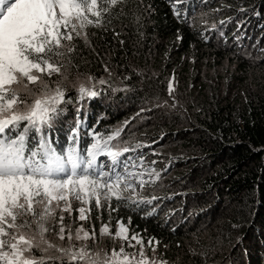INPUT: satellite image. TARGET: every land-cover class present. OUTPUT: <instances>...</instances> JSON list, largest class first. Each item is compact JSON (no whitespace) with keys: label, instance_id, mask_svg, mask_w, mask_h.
<instances>
[{"label":"trees","instance_id":"1","mask_svg":"<svg viewBox=\"0 0 264 264\" xmlns=\"http://www.w3.org/2000/svg\"><path fill=\"white\" fill-rule=\"evenodd\" d=\"M222 1H227L229 8L218 5L217 0H182L176 5L181 9V16L177 18L171 0H126L112 9L102 27L89 26L86 29L87 41L82 36L75 38L72 53L62 49L65 52L62 61L66 64L67 95L69 91L77 93L79 85L73 84L89 75L96 79L104 78L108 84L97 85L100 95L94 98L76 99L67 104L66 111L58 117L50 132L55 146H66V130L74 123L77 108L82 105L81 111L87 114L88 125L103 133L120 128L124 141L133 146L138 142L142 145L139 151L145 157L144 167L154 168L159 173V179L149 180L139 190L144 197L157 198L151 205L133 208L113 198L111 207L115 210H110L107 204L103 208L93 207L91 211L94 215H90L88 225L97 224L100 227L107 224L116 229L117 222L122 220L130 232L144 237L145 252L153 253L152 247L147 246V240L154 238L155 253L169 264H207V258L211 257L210 264H264V82L259 75H254L256 89L249 93L246 84L250 75H247L233 84L218 83L219 88L209 95L206 93L209 87L201 90L204 82L195 70L191 71V62L198 61L200 64L207 57L235 62L238 65L237 74L250 66L264 71V0ZM229 9L238 11L226 16L225 12L231 13ZM201 12L205 18L202 17V22H199L197 18H200ZM221 12L222 16H219ZM238 12L245 13L242 18L252 21L251 27L231 25L225 20ZM256 30L257 37H250L251 32ZM248 44L252 45L253 51ZM153 62L159 64L156 71L152 67ZM106 67L109 71H105ZM172 71H176L174 82L187 83L189 77L197 78L193 83L198 89L194 85L191 87L192 92L197 94L193 102H189L187 111L196 118L191 132H198L193 139L202 144L203 130L205 140L216 152L208 154L211 155L209 158L214 160L223 154L227 158L226 163L200 181L197 188L201 202L207 203L205 198L213 197L223 205L219 217L224 220L221 228L228 222L221 230L216 229V232L227 230L220 246L217 248L216 242L211 239L210 251L203 255H195L191 248L194 246L191 238H196L198 246L201 243L204 246V240L211 237H204L206 226L198 222L202 219V207H199L200 203L196 205L199 209L198 221L192 226L190 222L186 224L181 217L189 202L186 196L192 194L186 192L183 197L176 198L175 190L169 191L174 182L164 184L165 178L161 185L162 177L170 172L169 168H173L174 164L169 161L170 157L161 167L158 159L162 155L166 158L165 150H155L162 134H166L171 142L178 136V116L169 119L168 116L172 115L165 107L171 96L166 78ZM221 86L224 89L221 90ZM233 90L240 92L231 96ZM219 91H224L221 98L217 94ZM117 105L119 107L113 110ZM137 108L154 115L152 126L146 129L147 126L142 125L140 130L134 127L125 131V121L128 123L136 118L134 110ZM128 110L130 112L126 113ZM135 122L139 124L137 120ZM197 124L199 126H195ZM87 139L81 136V146ZM187 142L195 143L191 138H187ZM145 179L148 180V177L145 176ZM202 192H209L203 197L205 201H202ZM239 194L250 195L253 199L246 206L236 198ZM227 198L234 202H228L231 209L224 205ZM169 201L179 208L177 213H172L170 204L165 205ZM138 248L139 245L136 250ZM61 257L62 254L51 257L49 264H69L67 257Z\"/></svg>","mask_w":264,"mask_h":264},{"label":"snow or ice","instance_id":"2","mask_svg":"<svg viewBox=\"0 0 264 264\" xmlns=\"http://www.w3.org/2000/svg\"><path fill=\"white\" fill-rule=\"evenodd\" d=\"M125 2L0 0V264H44L46 257L36 253L51 248L67 257L69 264H167L149 258L144 237L130 232L122 220L114 232L102 225L101 236L122 242L118 249L102 250L103 256L87 243L97 242L94 229L81 226L73 236L64 223L63 212L71 209L72 200L81 205L94 201L98 208L104 206L103 200L110 210H115L113 198L133 208L151 205L157 198L144 197L139 190L149 180L159 179V173L144 167L145 157L139 151L142 145L124 141L120 128L103 133L88 125L82 105L66 130L65 147L55 146L50 136L58 117L73 100L66 96L61 80L51 79L54 75L66 79L62 49L72 53L75 38L82 36L87 41L86 29L102 27L112 9ZM171 2L174 15L180 18L181 9L176 5L182 0ZM105 71H109L107 67ZM87 81L77 87V100L100 95L97 85L108 84V80L90 75ZM172 91L170 82L169 94ZM82 135L89 138L83 146ZM56 209H61L56 234L61 241L67 237L68 247L55 245L46 236L47 222L55 217ZM79 212L80 219L86 220L85 207ZM73 239L84 243L73 244ZM153 241L149 237L147 246L155 253ZM137 245L134 252L125 250Z\"/></svg>","mask_w":264,"mask_h":264},{"label":"rangeland","instance_id":"3","mask_svg":"<svg viewBox=\"0 0 264 264\" xmlns=\"http://www.w3.org/2000/svg\"><path fill=\"white\" fill-rule=\"evenodd\" d=\"M217 1H218L217 2L218 5H226V3H227V1H222V0H217ZM226 6H228V8H229V5H226ZM232 6H233V4H232ZM237 8L239 9V7H237ZM229 10L231 13L225 12L226 16H228L229 14H232V13L235 14L238 11L237 9H229ZM208 12H210V10ZM234 14L231 15L230 19L228 18L225 20H227L231 25H234V23H235L239 26L243 25V27H251L252 21H249L248 19L245 20L244 18H242L245 16V13L238 12L236 15H234ZM219 16H222V12L219 14ZM198 17H200V18H197V21H199V22L200 21L202 22V17L205 18V16H202V12L199 14ZM211 26H214V24H211ZM253 27H254V25H253ZM201 28H202V26H201ZM257 32H258L257 30H256V32H251L250 37H257ZM65 43H67V42H65ZM248 47L250 50L253 51V49H251L252 48L251 44H248ZM191 65H193V67H191V71L194 72V70H195L196 71L195 74L198 76V78H201L202 82H204V84H205V85L204 84L202 85L201 90L205 89L206 87H209L207 89V92H206L209 95L212 93V91H215V89L219 88L218 86H220V84H218V83L225 82L228 84H233L236 80H240V79L243 80L247 75H250L248 77L249 80L247 81V84H246V85H248L247 86L248 90H250V91H248L249 93L252 92L251 90L256 89V87L254 85H257V83H256L257 79H255L253 77L254 75L255 76L259 75L260 78L262 79V82H264V71H262V68L253 69L254 67L250 66V68L249 67L243 68V70H242L243 72H241L240 74H237L238 65L235 62L233 63V61L228 60V59L220 61L217 59H212V58L207 57L206 59L202 60V63L199 64L198 61L197 62L195 61V62H191ZM152 67L156 71L155 68L159 67V64L153 62ZM174 72L176 73V71H172L171 73H168V76L166 78L168 83H170V82L172 83L174 93L170 94L171 96L168 99L165 107H166V109H168L167 113L172 115V117L168 116L169 119H172L173 117L178 116V121H179L178 126H177L178 136L176 139H174L171 142V141H168L169 139L167 138L166 134H162V136H161L162 138L158 139L159 141L155 145V150L157 149L158 152L159 151L164 152V150H165L166 158H164L162 155V157L160 156L158 159V160H160V166L161 167L163 165H166V163H167L166 161L170 157L171 158L169 161H172V164H174L173 168H171V167L169 168L170 172L167 174H164V176L162 177L161 185H162L163 180L166 178V182L164 184H167L168 181L174 182L173 186L169 189V191L172 192V190H175L176 193H174V194H176V198L183 197V195H186L185 194L186 192H189L190 194H192L189 196H195V197L186 196L189 199V202H188L189 206L190 205L192 206L191 208H189V206L187 204L186 207L184 208V212H183V215L181 218L185 219L184 221L186 222V224L188 222H190V224L192 226L195 221H198L199 216L197 217V215L199 214V209L197 208L196 205L199 203L202 204V205L199 204V207H202V219H200L198 222H199V225L206 226L207 233L204 235V237L205 238L208 236H211V237H208L209 239L204 240L206 242V244L204 246L202 245V243L198 246V243H196L197 242L196 238H194L192 236L193 238H191L192 239L191 243H193L194 246H191V248L194 250L195 255H203V254L208 253L210 251V248H211L210 240L211 239H214V241L216 242L217 248L220 246L221 242L224 239L223 234L227 230H224L223 232H219V231L216 232V229L221 230L225 226L226 223L228 224V222H226L223 225V227L221 228L222 224L224 223V220H220L219 217L221 215L220 210L223 207V205H221V202H219L216 198H213V197L205 198V199H207L206 200L207 203L201 202V200H199V195H198L199 192L197 191V188H199V182L206 179V177L211 172H215L216 169H218L224 163H226L227 158L224 157V154L220 155L219 157L214 158V160L209 158L211 155L208 156V154H210V153L216 154V152L213 151V147L209 146L208 141L205 140L206 134H205V132H203V130H202V139H204V140H202V144H200L199 140L193 139V137L197 136L196 132H198L197 130H196V132H191L192 131L191 126L196 123V118L194 117L195 115L192 116L190 114V112H187V111L189 110V102H193V100L197 94V93H193L192 92L193 90L191 88L192 85H194L193 82L197 81V78H196V76H191L188 78L187 83H181V81L174 82ZM242 73L244 75H242ZM51 79L53 81H56V79L61 80V82L63 83L64 86H65V84L68 83L67 81H65L64 78H62L60 76L54 75ZM81 82L88 83L87 77L78 80L73 85H76V84L79 85ZM175 83H176V85H175ZM52 86L54 87L55 85L53 84ZM168 87H169V84H168ZM194 87L196 89H198L197 85H194ZM247 87H246V89H247ZM220 89L222 90V89H224V87L221 86ZM224 91L217 92L218 96H220L219 98H221V95ZM238 92H240V91H234L233 90L231 92V96L236 95ZM255 92H257V91H255ZM76 94H77L76 91L75 92L69 91V95H67V93H66V96L73 97V100L70 103H73L74 101H76ZM118 107H119V105L115 106L113 110H116ZM74 108L75 107H73V109ZM129 112L130 111L128 110L126 113H129ZM134 112L136 113V118L134 117L135 119H132L130 122L126 123L125 131L132 130V129H134V127L135 128L137 127L138 130H140V127L142 125L147 126L146 129H148L150 127V125L152 126L153 122L151 120H153L154 115H150V112H144V110H141L140 108L135 109ZM131 116H132V114H131ZM66 117H67V115H66ZM61 120H62V118H61ZM125 120L126 119H124L123 121H125ZM135 120H137L139 122V124H136ZM195 126H199V124H197ZM133 134H135V132ZM187 138H191L195 143L189 144L187 142ZM162 158H164L165 160L164 159L161 160ZM99 159L102 162L107 161V158L104 159V157H100ZM184 160H186V161H184ZM168 167H169V165L166 168H168ZM187 174H188V176H186ZM192 184H195V186L191 187V186H193ZM175 186H179V187H175ZM174 194H173V196H174ZM208 194H209V192H207V193L202 192V201L204 200L203 197L208 195ZM174 198H175V196H174ZM236 198H238V200H240L246 206H247L248 202H250L253 199L252 197H250V195L246 196L243 194H239L238 196H236ZM172 201H169V203H165V205L170 204L173 207V209H175V210L172 209V213H177L179 211L178 210L179 208L174 207L171 204ZM228 202L229 203H234V202L230 201L228 198L225 200V204H224L225 207L231 209L232 206H230L228 204ZM71 204H72L71 209L69 211L63 212V216H64V223L69 226L70 230L73 233V236L75 235L76 229L81 227V226H83L84 229L89 230V231L94 229L96 234H97V242H93L92 240H89V241H87V243L93 251H101V256H103L102 250H108L110 252L113 247H115L117 249L120 247V245L122 243L120 240L114 239L112 236H109V235H104V236L100 235V230H101L102 225H100V227L97 224L88 225L90 223V221H89V223L87 221H88L90 215H94L93 212L91 211V209H93V207H96L94 201L90 205H81V203L79 201L72 200ZM102 204L106 205V204H104L103 200H102ZM81 206L85 207V209H86V215H87L86 220L80 219L79 208ZM89 208H90V211H88ZM100 208H103V206ZM173 211H175V212H173ZM60 213H61V209H56L55 217L50 218L48 220L47 226L49 228V231L47 232L46 236H47V239L52 241V243H54L55 245H58L60 247H68L69 242L67 240V237H65V240L61 241L56 234L59 230V227H60V224L58 222ZM177 221H179V220L177 219ZM207 225H209V226H207ZM231 226L233 228H236L235 225H231ZM69 228H66V232L69 230ZM108 228H109V231H111V232H114L117 229V228L116 229L111 228L109 226H108ZM212 237H214V238H212ZM72 243L79 245L81 243H84V241H77V240L73 239ZM125 250L127 252L136 251V249L128 248V247H126ZM145 253L149 258L155 259L156 261H161L164 259V258H161L158 253H149V252H145ZM36 254L37 255H44L46 257L44 264H49L47 257H54L55 255L59 256L61 253L58 252L55 248H51L46 253H40L39 251H37ZM207 260L212 261V257L207 258ZM163 261H165V260H163ZM209 261L207 264H210ZM167 264H169V263H167ZM216 264H218V263H216Z\"/></svg>","mask_w":264,"mask_h":264},{"label":"bare ground","instance_id":"4","mask_svg":"<svg viewBox=\"0 0 264 264\" xmlns=\"http://www.w3.org/2000/svg\"><path fill=\"white\" fill-rule=\"evenodd\" d=\"M135 36V35H134Z\"/></svg>","mask_w":264,"mask_h":264}]
</instances>
